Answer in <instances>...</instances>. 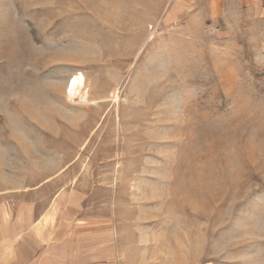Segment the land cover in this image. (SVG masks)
<instances>
[{"label":"rangeland","instance_id":"rangeland-1","mask_svg":"<svg viewBox=\"0 0 264 264\" xmlns=\"http://www.w3.org/2000/svg\"><path fill=\"white\" fill-rule=\"evenodd\" d=\"M180 1L0 0V264H264V12Z\"/></svg>","mask_w":264,"mask_h":264},{"label":"crops","instance_id":"crops-1","mask_svg":"<svg viewBox=\"0 0 264 264\" xmlns=\"http://www.w3.org/2000/svg\"><path fill=\"white\" fill-rule=\"evenodd\" d=\"M180 1V0H179ZM193 1L196 0H181L179 3H177L178 5H193ZM208 4H210V6H222L225 5L226 2L230 1V0H205ZM235 3H237L240 6H249L252 9H254L255 11H257V13L261 14L262 12H264V0H233ZM176 2V0H175ZM200 2L202 3V0H200ZM12 252V251H11ZM9 253L6 255V259L4 261V264H23L24 261V256L21 253ZM54 261H59L62 264H73V259H71V257L69 255H67L66 257H63L62 259H53Z\"/></svg>","mask_w":264,"mask_h":264}]
</instances>
